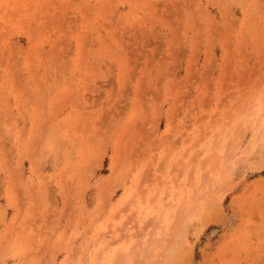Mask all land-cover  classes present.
<instances>
[{"label":"rangeland","instance_id":"1","mask_svg":"<svg viewBox=\"0 0 264 264\" xmlns=\"http://www.w3.org/2000/svg\"><path fill=\"white\" fill-rule=\"evenodd\" d=\"M0 264H264V0H0Z\"/></svg>","mask_w":264,"mask_h":264}]
</instances>
